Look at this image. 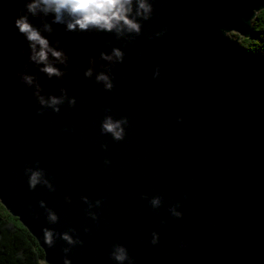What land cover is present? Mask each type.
I'll return each instance as SVG.
<instances>
[{
	"label": "water",
	"instance_id": "1",
	"mask_svg": "<svg viewBox=\"0 0 264 264\" xmlns=\"http://www.w3.org/2000/svg\"><path fill=\"white\" fill-rule=\"evenodd\" d=\"M26 2L0 0V202L38 241L45 262L118 264L110 253L122 244L135 264H264V66L229 34L250 38L264 0H151L153 16L132 42L53 25L44 35L70 57L63 80L29 64L28 42L15 27ZM29 18L38 27L52 20ZM113 47L125 58L105 91L84 70L93 56L96 73L106 70L100 53ZM25 64L47 94L67 88L76 106L37 115L34 89L18 75ZM109 114L129 119L121 141L101 133ZM28 165L44 169L55 191L43 183L30 189ZM84 196L102 200L91 209L98 220ZM154 196L162 197L159 208ZM174 205L181 217L171 214ZM44 228L83 244L56 236L49 247Z\"/></svg>",
	"mask_w": 264,
	"mask_h": 264
},
{
	"label": "clouds",
	"instance_id": "2",
	"mask_svg": "<svg viewBox=\"0 0 264 264\" xmlns=\"http://www.w3.org/2000/svg\"><path fill=\"white\" fill-rule=\"evenodd\" d=\"M26 12L18 16L15 20V27L19 33L23 35L29 45L28 60L29 64H35L40 73L45 74L49 79L57 78L63 80L67 74L70 57L58 47L60 41L57 40L55 45L50 41L48 36L54 32L53 25H64L67 32H109L114 33L116 38H126L128 42H132L137 36L142 35V21L152 18L154 7L151 0H27L25 4ZM32 17H48L51 16V22L46 19L42 20L38 27L30 20ZM167 32V28L162 29L154 34L155 37L163 36ZM153 38L150 34L149 39ZM100 60L107 61V64L101 65L102 69L99 73L95 71L96 57L89 58L91 65L84 70V76L92 78L95 74L96 83H102L105 91H111L114 88V80L111 75L112 67L117 63H123L125 53L120 47H113L112 51H103L100 53ZM29 64L24 65V71L18 73L21 82L29 88H33L32 93L34 99L40 105L37 109V115H43L47 109H51L55 113L61 112V105L67 103L70 107H75L77 98L70 96L68 89L61 87L60 95L47 94L41 85L39 78L34 73L27 71ZM58 65H63V68ZM161 74L160 68L157 67L154 72V78H158ZM106 112H111L110 108H106ZM183 119L182 117L180 118ZM129 124L127 116L119 119L112 115H106L101 122V133L110 134L114 140L121 141L125 138L126 128ZM68 129H65L67 131ZM103 147L107 150L108 145ZM39 165V161L35 162ZM111 161L106 159L105 164ZM25 175L28 176V184L30 189H36L37 185L43 183L49 190L55 191L52 182L45 178V171L40 167L33 168L28 165L24 169ZM144 198H147L145 194ZM70 199V198H69ZM84 202L88 204V215L94 219H99L97 212L91 211L93 207L102 205V200L97 199L93 204L87 196L82 197ZM153 208H159L162 204V197L154 196L150 199ZM40 207H45V202L40 201ZM179 205L171 207L170 212L175 217H181L183 213L178 210ZM47 219L50 223H56L58 216L51 209H48ZM44 240L49 247H53L56 243V236H59L68 245L83 244V240L73 238L68 232L56 233L47 228L43 229ZM90 231V229H85ZM159 242V233L153 232L152 243ZM71 251L70 247L64 249L65 253ZM112 259L118 264H135L134 259L130 257L127 248L122 244L113 245L110 253ZM64 264H72L71 259L65 256Z\"/></svg>",
	"mask_w": 264,
	"mask_h": 264
},
{
	"label": "trees",
	"instance_id": "3",
	"mask_svg": "<svg viewBox=\"0 0 264 264\" xmlns=\"http://www.w3.org/2000/svg\"><path fill=\"white\" fill-rule=\"evenodd\" d=\"M253 34L242 45L264 66V10L253 20ZM38 241L0 202V264H47Z\"/></svg>",
	"mask_w": 264,
	"mask_h": 264
},
{
	"label": "rangeland",
	"instance_id": "4",
	"mask_svg": "<svg viewBox=\"0 0 264 264\" xmlns=\"http://www.w3.org/2000/svg\"><path fill=\"white\" fill-rule=\"evenodd\" d=\"M229 34L233 38H238L239 41H240L241 46H243L242 45V43H243L242 40H243V38H245L244 36H242V35H240L239 33H236V32H231V33L229 32Z\"/></svg>",
	"mask_w": 264,
	"mask_h": 264
}]
</instances>
